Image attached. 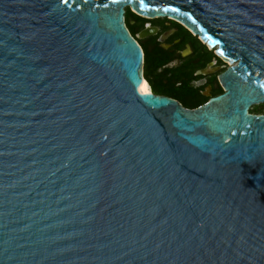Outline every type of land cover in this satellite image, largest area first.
<instances>
[{
	"label": "water",
	"instance_id": "95a60500",
	"mask_svg": "<svg viewBox=\"0 0 264 264\" xmlns=\"http://www.w3.org/2000/svg\"><path fill=\"white\" fill-rule=\"evenodd\" d=\"M127 7L217 47L225 92L147 93ZM257 103L264 0H0V264H264Z\"/></svg>",
	"mask_w": 264,
	"mask_h": 264
},
{
	"label": "flooded vegetation",
	"instance_id": "af4514ba",
	"mask_svg": "<svg viewBox=\"0 0 264 264\" xmlns=\"http://www.w3.org/2000/svg\"><path fill=\"white\" fill-rule=\"evenodd\" d=\"M129 11L134 13L129 19L132 35L142 48L149 51L154 65L162 63L156 70V75L145 77L149 83L151 80L163 79L166 86L172 88L174 95L179 98H174L169 93L164 95L183 105L186 103L192 106L188 108L205 105L212 97L225 92L220 75L230 63L217 52V47L209 46L198 34L174 17H148L134 12L131 7L126 8V17ZM151 28H156V33L141 37L143 31ZM152 38L155 40L150 46L147 45L146 42ZM261 104L263 103L255 105ZM253 106L250 108L251 113L264 115V111H251Z\"/></svg>",
	"mask_w": 264,
	"mask_h": 264
},
{
	"label": "trees",
	"instance_id": "16d2710c",
	"mask_svg": "<svg viewBox=\"0 0 264 264\" xmlns=\"http://www.w3.org/2000/svg\"><path fill=\"white\" fill-rule=\"evenodd\" d=\"M131 14H134V13L131 11L127 12V17H126V22H127V25L129 28H132L131 24L129 23V19L131 18ZM143 49H144V53H145L144 75H145V77H149V76L151 77L152 75H156L155 72L159 67L162 66V63H158L157 65H154L153 57L151 56L149 51L145 48H143ZM150 84L152 86V91L156 94L169 93L174 98L175 97L179 98L177 95H174V93L172 92V88L166 86V82L163 79L151 80ZM184 106L192 107L186 103H184Z\"/></svg>",
	"mask_w": 264,
	"mask_h": 264
},
{
	"label": "rangeland",
	"instance_id": "374dc122",
	"mask_svg": "<svg viewBox=\"0 0 264 264\" xmlns=\"http://www.w3.org/2000/svg\"><path fill=\"white\" fill-rule=\"evenodd\" d=\"M129 9H130V7H129ZM131 17H132V15H131ZM138 28H139V26L136 27V29H138ZM154 40H155V38H152V39L148 40V41L146 42V44L150 46L151 43H152ZM147 81H148V80H147ZM151 89H152V88H151ZM251 111H264V103L261 104V105H255V106H253V108L251 109Z\"/></svg>",
	"mask_w": 264,
	"mask_h": 264
},
{
	"label": "bare ground",
	"instance_id": "6f19581e",
	"mask_svg": "<svg viewBox=\"0 0 264 264\" xmlns=\"http://www.w3.org/2000/svg\"><path fill=\"white\" fill-rule=\"evenodd\" d=\"M152 31H154L153 28H151V29H147L146 31H144V35L151 34ZM143 78L145 79L146 84H147V86H148V89H147L146 92H147V93H152V89H151L150 83L147 81V79L145 78V76H144ZM257 104H258V103H257Z\"/></svg>",
	"mask_w": 264,
	"mask_h": 264
}]
</instances>
